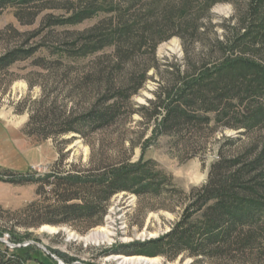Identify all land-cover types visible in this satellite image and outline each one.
<instances>
[{"label":"rangeland","instance_id":"rangeland-1","mask_svg":"<svg viewBox=\"0 0 264 264\" xmlns=\"http://www.w3.org/2000/svg\"><path fill=\"white\" fill-rule=\"evenodd\" d=\"M182 1L186 0H154L133 5L129 11L122 0L0 3V57L18 48H35L31 56L0 70V173L30 172L37 179L52 170L62 149L65 159L59 170L63 173L86 172L124 160L136 162L142 155L144 161H151L154 172L166 176L158 194L112 196L102 223L95 226L72 219L37 224L36 215L29 218L18 212L38 198V185L4 183L7 187L0 188L1 254L12 257L15 248L21 247L29 258L25 264H118L113 257L155 259L157 264H264V239L254 246H209L198 256H192L187 246H178L186 249L173 259L143 247L173 228L217 162L238 158L241 167L257 164L247 177L257 183L263 179L259 174H264V123L245 129L243 122L251 111L264 109V91L231 95L235 97L221 105L227 108L223 112L221 106L209 109L196 101L187 109L198 122L181 120L166 134L155 128L160 118L155 121L142 109L160 92H169L173 105L183 104L185 99L180 102L174 93L186 77L212 69L231 54L264 62L263 44H253L251 38L246 44L239 42L243 29L253 31L264 21V2L254 11L251 6L256 0H208L213 4L206 11L203 3L191 0L194 5L186 20H175L176 26L194 22L196 30L186 32L163 22V11ZM85 2L95 11L91 17L75 25L57 23ZM125 21L133 22L135 28L111 43V34ZM158 33L169 39L154 46ZM88 38L105 45L82 57L80 49ZM95 86L109 90L107 104L115 101L119 115L103 129H84L90 147L73 133L36 141L41 122L53 124L57 118H77L86 112L98 98ZM100 228L109 234L108 242L84 241ZM175 249L167 245L165 250L172 254Z\"/></svg>","mask_w":264,"mask_h":264},{"label":"trees","instance_id":"trees-1","mask_svg":"<svg viewBox=\"0 0 264 264\" xmlns=\"http://www.w3.org/2000/svg\"><path fill=\"white\" fill-rule=\"evenodd\" d=\"M5 1L15 2L17 0H0V3ZM20 1L26 2L27 0ZM122 1L126 10L129 11L133 5L154 0ZM192 1L200 6L204 4L203 7L206 11L213 4L208 0ZM192 1H182L180 5L169 6L165 9L162 13L164 24L170 23L176 31L181 29L186 32L191 29L196 30L197 26L193 21H187L183 26L181 24L176 26L175 23L177 18L186 20L187 14L194 5ZM261 2L264 1L256 0L251 9L255 11ZM201 3L203 4L201 5ZM94 13L92 6L85 2V5H80V8L74 10L69 18L57 23L75 25L88 19ZM132 23L125 21L118 24V29L113 31L110 36L111 40L106 35L107 40L114 43L117 37L130 34L135 28V24L132 25ZM253 29V31L248 28L243 29L244 32L240 36L239 42L246 44L251 38L253 44L264 45V21L259 22ZM147 31L151 33L148 27ZM160 35L161 33H158L159 37L154 40V46L169 39V36L162 38ZM94 39L88 38L85 41V45L80 49L82 57L90 52L100 50L105 45L102 41ZM150 39L151 36L147 41ZM34 50L35 48H18L6 53L0 57V70L8 68L19 59L31 56ZM182 86L180 89L176 88L173 93L176 94L175 96L179 98L180 102L185 99L183 101L185 106L182 103L173 105L170 93L160 92L155 101L149 102L148 107H142L144 111L150 113V118H155V121L160 118L154 123L156 130L159 128L166 134V130L171 129L173 125L180 124L181 120L191 123L198 122L193 116L194 114H189L187 109L193 107L196 101L213 109L215 106L230 102V99L235 97L231 95L262 94L264 91V62L231 54L212 69L203 68L195 75L187 76ZM94 89L98 98L86 112L77 118L71 116L57 118L53 124L45 125L41 122L38 133H36V141L55 140L57 137L73 133L82 140L83 144L90 147L91 142L84 134V129H103L113 124L119 115V107L115 101L111 105L107 104L110 101L107 96L109 90L98 86H95ZM123 94V92H117L119 96ZM226 109L221 106L222 112ZM203 122L206 123L207 119H204ZM243 122H245V129H252L264 123V109L259 107L251 111ZM52 129H56L55 132H52ZM74 139L73 137L72 140ZM66 141L67 144L71 142ZM61 150L57 151L59 156L53 164L52 170L44 175H39L37 179H34V174L30 172L24 174L0 173V181L3 183L13 186L38 185L36 190L38 198L18 212V214H27L26 216L29 218L36 215L38 217L37 224H63L71 219L86 222L92 226L101 224L112 196L120 192L136 195L141 193L158 194L162 182L166 180V176L151 169V161H144L142 155L136 162L124 160L109 167H98L86 172L63 173L59 170L65 159V156L60 154ZM89 161L92 162V159ZM240 163V159L237 158L228 162L221 160L214 164L211 167L207 183L200 188L195 200L183 208V214L179 221L168 233L149 240L143 247H153L154 255L162 254L173 259L186 249L185 247L178 249V246H187L192 256H198L200 253H205V249L209 246L245 247L254 246L259 239L262 241L264 239V188L261 182H264V174H259L263 176L260 182H254L247 177L256 169L257 164L241 167ZM41 205L46 206L41 207ZM55 216L61 217L60 220L52 219ZM191 222L192 225H190ZM167 245L176 246L177 249L172 254H168L165 250ZM22 250L21 247H16L12 257L0 253V264H25L29 258Z\"/></svg>","mask_w":264,"mask_h":264},{"label":"bare ground","instance_id":"bare-ground-1","mask_svg":"<svg viewBox=\"0 0 264 264\" xmlns=\"http://www.w3.org/2000/svg\"><path fill=\"white\" fill-rule=\"evenodd\" d=\"M49 230H54L52 227H46ZM85 242L89 243H106L109 241V234L102 228L93 231L84 238ZM113 260H117L118 264H157L155 259H148L142 257H113Z\"/></svg>","mask_w":264,"mask_h":264},{"label":"crops","instance_id":"crops-1","mask_svg":"<svg viewBox=\"0 0 264 264\" xmlns=\"http://www.w3.org/2000/svg\"><path fill=\"white\" fill-rule=\"evenodd\" d=\"M7 187V184L0 183V188L5 189Z\"/></svg>","mask_w":264,"mask_h":264},{"label":"water","instance_id":"water-1","mask_svg":"<svg viewBox=\"0 0 264 264\" xmlns=\"http://www.w3.org/2000/svg\"><path fill=\"white\" fill-rule=\"evenodd\" d=\"M1 241V240H0ZM10 247V246H9ZM12 247V246H11ZM19 247V246H18ZM38 248L42 249V250H45L43 247L41 246H37Z\"/></svg>","mask_w":264,"mask_h":264}]
</instances>
